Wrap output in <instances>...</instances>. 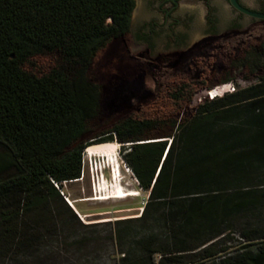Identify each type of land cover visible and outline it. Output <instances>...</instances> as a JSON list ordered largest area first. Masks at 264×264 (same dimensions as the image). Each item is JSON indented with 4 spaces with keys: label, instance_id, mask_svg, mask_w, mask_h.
I'll use <instances>...</instances> for the list:
<instances>
[{
    "label": "trees",
    "instance_id": "16d2710c",
    "mask_svg": "<svg viewBox=\"0 0 264 264\" xmlns=\"http://www.w3.org/2000/svg\"><path fill=\"white\" fill-rule=\"evenodd\" d=\"M133 8L134 0H0V199L17 189L23 195L20 204L31 208L49 196L59 197L56 189L62 183L80 178L82 153L98 143L93 139H114L128 144L123 162L140 189L149 194L138 218L116 220V224L144 219L153 201L167 200L173 205L175 199L191 196L190 206L176 208L169 217H203L212 236L220 221L248 208L247 201L221 198L212 189L247 181V171L264 166V156L253 148L258 144L252 143L253 137L264 139V117L260 129L250 134L230 127L214 129L213 124L230 107L264 91V77L259 83L197 104L212 88L200 83L192 89L197 80L183 77V57L159 65L128 54L131 60L147 64L155 89L136 95L134 104L132 98L119 97L117 105L104 110L110 118L108 126L90 129L89 123L103 113L92 66L98 53L111 45L126 48ZM209 42L213 39L204 44ZM49 54L57 55L58 65L46 73L35 71L34 60ZM215 90L229 92L227 86ZM188 104L192 114L183 117ZM166 119H170L168 130L163 128ZM251 122L259 127V121ZM182 151L180 177L170 163L177 162ZM200 189L206 190L204 196L195 193ZM33 190L39 192L37 199H30ZM256 232L254 228L239 232L244 241L258 240L254 252L224 257L221 264H264V232L255 237ZM174 239V250L149 251L160 252L158 264H186L185 259L193 256L212 259L227 250L216 248L213 236L186 247L185 239ZM126 260L125 256L121 259Z\"/></svg>",
    "mask_w": 264,
    "mask_h": 264
},
{
    "label": "rangeland",
    "instance_id": "374dc122",
    "mask_svg": "<svg viewBox=\"0 0 264 264\" xmlns=\"http://www.w3.org/2000/svg\"><path fill=\"white\" fill-rule=\"evenodd\" d=\"M240 1L251 7H257L259 3V0ZM214 6L220 17L218 27L227 29L235 19L233 11L224 0H214ZM151 7L150 0H134L129 30L125 36L126 48L114 44L98 53L95 58L91 77L100 86L99 101L103 113L89 123L88 127L92 130L108 126L110 118L104 110L117 105L119 97L132 98L130 101L134 104L136 95L155 89L156 81L152 73H149L147 64L141 65L128 57L149 58L145 47L139 46L135 37L141 26L148 22ZM206 13L205 6L199 0H183V26L179 28L188 31L196 40L200 39ZM237 20V24L245 27H237L234 30L236 33L227 35L234 36L230 40L223 41L227 36L214 38L213 42L206 44L204 40L183 55V77L194 78V82L197 80L192 89L202 86L200 83L209 89L231 84L229 87L232 86L235 92L259 83V78L264 77V29H260V22L252 19L241 17ZM192 25L193 28H189ZM164 49L162 48V53H165ZM159 53L161 52L156 50L152 53L159 65L170 62V58H164V54ZM58 59L55 54L42 55L34 60L32 68L46 73L58 65ZM205 101L208 100L196 102L202 104ZM192 110L193 107L188 104L182 116H189ZM263 117L264 91H260L254 99L227 109L222 117L214 121L213 128L230 127L250 134L260 129ZM251 120L259 121V127L252 124ZM169 122L170 119H166L163 126L165 130L169 129ZM96 139L93 142H105L101 141L104 139ZM112 142L117 143L116 158L121 166L124 182L130 183L140 195L118 201L84 200L96 197V178L99 181L101 177L97 175L95 167V171L93 170L92 163L100 164L104 159L93 157L91 163L90 158L86 159L82 153L80 178L62 183L56 189L59 197L49 196L46 200L37 201L31 208H24L20 204L23 195L17 189H10L0 199V264H133L132 260H139L143 264H158L160 252L149 251L176 249L177 240L174 236L186 240L183 247L202 244L213 236L216 248H227L212 259L187 257L186 264H221L224 257L256 250L258 240L244 241L239 232L254 228L257 230L255 237L264 232V215L261 213L264 207L262 164L245 173L247 181L230 183L225 189H212L221 198L248 202V208L242 214L231 215L229 219L220 221L212 236L203 217H189L186 214L169 217L176 208L185 209L190 206L194 202L191 196L177 198L173 205L167 200L159 203L153 201L149 204L150 211L144 219L116 224V220L138 218L140 210L148 202V193L140 189L132 172L123 162L121 156L128 144H121L114 139ZM261 154L264 156V147ZM103 175L109 178L108 168L104 169ZM205 192L204 189L195 191L198 196H204ZM30 195V199H37L39 192L33 190ZM218 233L220 234L216 235ZM123 256L127 258L126 261H121Z\"/></svg>",
    "mask_w": 264,
    "mask_h": 264
},
{
    "label": "flooded vegetation",
    "instance_id": "af4514ba",
    "mask_svg": "<svg viewBox=\"0 0 264 264\" xmlns=\"http://www.w3.org/2000/svg\"><path fill=\"white\" fill-rule=\"evenodd\" d=\"M199 1L203 6H205L207 13L204 19V29L200 34L201 38L196 40V38L189 35L188 31H183V29L179 28V26H183V0H150L152 12L150 13L149 20L142 26L140 24L141 29L139 32H137L135 37L137 38V42H139V46L145 47L146 52L149 54V58L145 60L144 58L142 59L135 56L133 57L147 63L158 64L157 60L154 59L155 55L152 53L155 50L162 53V48H165V53H162V55L164 54V58H170V61H173L179 57H183V55L187 53L188 50L198 46L201 41L214 39L221 36L225 37L227 35L236 33L234 30H236L237 27L244 28L245 26L243 27L237 24V19L241 17H246L260 23L264 22V20H256L237 12L231 7L228 0H224L229 8L233 11L235 19H233L229 25L230 27L227 29H222L217 25L220 17L218 13H216L217 10H215L216 7L214 6V0ZM237 2L244 8L259 13H264V0H259L257 7L248 6L240 0H237ZM208 12H210V14H208ZM190 27L193 28V25L189 26V28ZM168 54L171 55L167 56Z\"/></svg>",
    "mask_w": 264,
    "mask_h": 264
},
{
    "label": "bare ground",
    "instance_id": "6f19581e",
    "mask_svg": "<svg viewBox=\"0 0 264 264\" xmlns=\"http://www.w3.org/2000/svg\"><path fill=\"white\" fill-rule=\"evenodd\" d=\"M216 92L214 96H221L218 90H214ZM213 92L206 91V94L203 96L205 98L211 97ZM202 97V98H203ZM116 150H117V143L112 141L101 142L98 144H92L87 146L83 153L86 159L91 160L93 157H103L104 161L99 163H95V167L98 168L100 165V172L97 171V175L101 177L96 183L95 186V195L96 197L86 198V201H106V200H123L128 199L129 197H138L140 195L137 189H134L130 183L124 182L123 173L121 170V166L116 158ZM103 163V165H102ZM92 168L94 170V163H92ZM109 170V178L107 179L103 175L104 169ZM95 171V170H94ZM97 195L100 197L97 198Z\"/></svg>",
    "mask_w": 264,
    "mask_h": 264
},
{
    "label": "crops",
    "instance_id": "0c3cea01",
    "mask_svg": "<svg viewBox=\"0 0 264 264\" xmlns=\"http://www.w3.org/2000/svg\"><path fill=\"white\" fill-rule=\"evenodd\" d=\"M252 143L258 144L253 146V148L257 149L258 151L262 152L263 146L262 143H264V139L262 137H253ZM252 148V147H251ZM179 160L175 162L172 160L170 163V168L173 172H176L175 176H183V151L178 153Z\"/></svg>",
    "mask_w": 264,
    "mask_h": 264
},
{
    "label": "water",
    "instance_id": "95a60500",
    "mask_svg": "<svg viewBox=\"0 0 264 264\" xmlns=\"http://www.w3.org/2000/svg\"><path fill=\"white\" fill-rule=\"evenodd\" d=\"M228 2L231 5V7L234 8L237 12H239V13L247 16V17L256 19V20H264V13H259V12H255V11L249 10L247 8H244L241 5H239L237 0H228ZM141 211H142V209L140 210V212Z\"/></svg>",
    "mask_w": 264,
    "mask_h": 264
},
{
    "label": "built area",
    "instance_id": "2783aa9c",
    "mask_svg": "<svg viewBox=\"0 0 264 264\" xmlns=\"http://www.w3.org/2000/svg\"><path fill=\"white\" fill-rule=\"evenodd\" d=\"M229 85H231V84H228V89H229V92H225V93H222L221 94V96H214V94L216 93V92H213L216 88H221V87H224V86H226L225 84L224 85H222V86H216L215 88H212V89H210L209 90V92H213V94H212V96L211 97H208V98H205V97H203V98H200L199 97V101L201 100V99H207V100H213V99H216V98H220V97H222V96H224L225 94H229V93H232L233 91H234V88L231 86V87H229ZM98 184V183H97Z\"/></svg>",
    "mask_w": 264,
    "mask_h": 264
}]
</instances>
